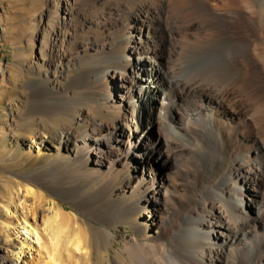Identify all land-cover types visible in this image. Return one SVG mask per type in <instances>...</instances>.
<instances>
[{"label":"bare ground","instance_id":"bare-ground-1","mask_svg":"<svg viewBox=\"0 0 264 264\" xmlns=\"http://www.w3.org/2000/svg\"><path fill=\"white\" fill-rule=\"evenodd\" d=\"M93 1L86 24L95 42L80 46L88 59L78 81L96 86L95 108L111 121L93 117L83 137L69 130L43 138L66 146L84 139L85 154H94L88 161L107 170L89 195L44 174L33 178L43 191L16 183L0 205L3 248L17 264H95L93 243L105 233L112 245L113 229L129 225L142 239L130 237L112 260L107 247L105 264H264V0ZM59 36L54 45L64 48L67 35ZM109 78L123 90L118 111L101 104ZM143 94L141 123L135 99ZM32 96L67 101L49 86ZM143 125L156 132L157 150L134 146ZM160 158L171 177L158 182L151 172L150 180L127 186L135 159ZM3 169L14 173L6 162ZM48 194L90 212L100 226L91 231ZM49 203L53 216L44 209ZM145 210L151 222L141 221ZM150 226L155 234L145 239Z\"/></svg>","mask_w":264,"mask_h":264},{"label":"rangeland","instance_id":"rangeland-1","mask_svg":"<svg viewBox=\"0 0 264 264\" xmlns=\"http://www.w3.org/2000/svg\"><path fill=\"white\" fill-rule=\"evenodd\" d=\"M92 3L94 4L93 0H0V205L9 197L11 191H16L18 182L43 191L38 181L33 180L42 174L47 175L59 188H76L79 193L89 195L95 190V177H98L100 171L107 170V163L94 168L93 163L88 161L94 154H85L84 139H80L76 145L69 143L70 145L66 146L59 145L58 141L49 143L43 138L48 132L50 134L69 130L78 137H83L87 132L86 125L92 123L93 117L98 121L103 118L111 121L110 117L95 108L93 100L96 86L78 81L81 76L80 67L88 59L84 48L80 46L85 43L93 47L92 43L95 42V36L86 24L87 20L92 19ZM100 5V2L97 3V7L101 9ZM65 17L67 24L64 23ZM127 26H130V23ZM60 30L67 35L64 48H59L58 44L54 45V42L61 39ZM46 86L66 96L67 101L60 104L54 103L52 99L34 100V92H37L39 87ZM105 90L106 99L101 104H104V107L109 105V109L113 111L120 110V105L125 103L121 100V86L109 78ZM140 98L135 99L138 106L135 108L134 118L142 123L144 118L140 112L146 96L143 94ZM40 140L45 142V145H37ZM131 142L132 140L128 143ZM135 142L136 147L144 143L152 144L155 150L160 147L156 132L146 129L145 125L137 133ZM134 146L128 152L130 158L134 154ZM50 149L51 151H48ZM160 161L161 158L153 163L135 159L127 174L130 181L127 186L133 188L143 180H150L151 172L158 182L171 177L172 171L161 167ZM4 162L14 173H4ZM3 178L7 179L6 190ZM123 189L129 191L128 187ZM47 198L64 209V214H76L91 231L92 228L100 226L89 218L90 212L74 211L69 202L60 197L48 194ZM0 207L1 221L6 211ZM51 208L53 206L50 203L44 206L47 213L53 216V212H49ZM149 212L143 211V223L152 221L153 215ZM4 230L1 221L0 264H17L9 246L7 245V249L3 248L7 236ZM155 231L154 226L148 227L143 238L148 239ZM112 232V245L109 244L105 233L93 243L95 264H105L100 254L107 247L110 249L109 257L112 260L113 255L117 258L122 255L121 250L130 244V237L134 235L137 239H142L129 225H119Z\"/></svg>","mask_w":264,"mask_h":264}]
</instances>
